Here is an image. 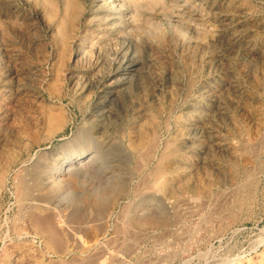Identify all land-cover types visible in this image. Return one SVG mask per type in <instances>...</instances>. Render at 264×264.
<instances>
[{
  "label": "rangeland",
  "instance_id": "rangeland-1",
  "mask_svg": "<svg viewBox=\"0 0 264 264\" xmlns=\"http://www.w3.org/2000/svg\"><path fill=\"white\" fill-rule=\"evenodd\" d=\"M0 264H264V0H0Z\"/></svg>",
  "mask_w": 264,
  "mask_h": 264
},
{
  "label": "bare ground",
  "instance_id": "bare-ground-1",
  "mask_svg": "<svg viewBox=\"0 0 264 264\" xmlns=\"http://www.w3.org/2000/svg\"><path fill=\"white\" fill-rule=\"evenodd\" d=\"M227 146H228V145H227ZM161 176H162V175H161ZM161 176H160V177H161ZM158 178H159V177H158ZM157 180H158V179H157ZM157 180H156V181H157ZM158 181H159V180H158ZM161 181H162V180H161ZM159 182H160V181H159ZM159 182H158V183H159ZM155 184H156V183H155ZM154 186H156V185H154ZM154 188H155V187H154ZM155 189H156V188H155ZM151 190H152V189H151ZM153 190H154V189H153ZM156 191H157V190H156ZM27 192H28V191H27ZM154 192H155V191H154ZM154 192H153V193H154ZM154 195H155V194H154ZM157 195H158V194H157Z\"/></svg>",
  "mask_w": 264,
  "mask_h": 264
}]
</instances>
